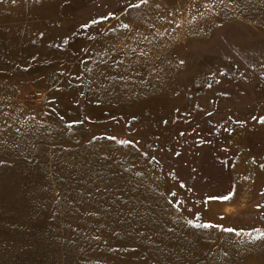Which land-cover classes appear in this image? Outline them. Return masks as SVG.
Returning a JSON list of instances; mask_svg holds the SVG:
<instances>
[{"label": "rangeland", "instance_id": "374dc122", "mask_svg": "<svg viewBox=\"0 0 264 264\" xmlns=\"http://www.w3.org/2000/svg\"><path fill=\"white\" fill-rule=\"evenodd\" d=\"M0 264H264V0H0Z\"/></svg>", "mask_w": 264, "mask_h": 264}, {"label": "snow or ice", "instance_id": "6c2138e0", "mask_svg": "<svg viewBox=\"0 0 264 264\" xmlns=\"http://www.w3.org/2000/svg\"><path fill=\"white\" fill-rule=\"evenodd\" d=\"M223 199L227 200V199H230V197H227V196H226V197H223Z\"/></svg>", "mask_w": 264, "mask_h": 264}]
</instances>
